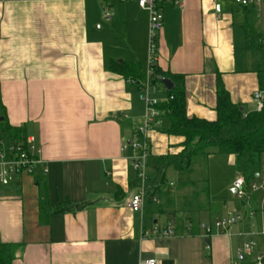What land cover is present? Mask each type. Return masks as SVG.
<instances>
[{
    "label": "crops",
    "instance_id": "obj_1",
    "mask_svg": "<svg viewBox=\"0 0 264 264\" xmlns=\"http://www.w3.org/2000/svg\"><path fill=\"white\" fill-rule=\"evenodd\" d=\"M109 5L113 16L105 21L100 0H0L1 122L34 138L47 168L45 175L37 172L41 184L20 175L0 187V243L23 245L13 264H140L152 258L157 264H256L258 257L264 263V192L252 194V201L235 197L230 209L212 203L206 173L218 157L213 153L186 173L168 170L185 175L180 190L167 184L141 214L125 208L137 178L129 144L143 126L144 105L139 87L110 72L108 64H138L145 75L146 60L140 65L134 45L136 39L148 45V16L131 2ZM255 5L264 34V0ZM240 9L233 0H184L182 8H163L156 66L162 74L182 77L188 118L216 119L218 79L244 114L256 110L253 95L259 91L243 49ZM102 21L111 27L102 29ZM117 31L128 47L120 61V45L111 43ZM165 91L162 86L156 96L160 103L167 100ZM156 123L146 134L148 153L179 152L182 139L162 132V118ZM225 158L233 169L227 185L232 193L234 160ZM262 158L256 183L264 179ZM191 180L207 185L200 190L206 194L195 195ZM177 192L183 200L194 199L195 213L184 210L176 217ZM41 198L51 208L87 206L51 214L44 224ZM230 216L241 220L227 230L213 228ZM168 229L173 234L163 236ZM250 243L247 254L243 247Z\"/></svg>",
    "mask_w": 264,
    "mask_h": 264
},
{
    "label": "trees",
    "instance_id": "obj_2",
    "mask_svg": "<svg viewBox=\"0 0 264 264\" xmlns=\"http://www.w3.org/2000/svg\"><path fill=\"white\" fill-rule=\"evenodd\" d=\"M243 35V49L250 56L251 72L256 76L258 91L263 94L262 108L244 114L239 105L230 101V97L220 80L216 86V119L212 122L188 118L185 113V98L181 76L162 74L157 66L154 67L156 82L158 77L170 79L174 85L171 91H165L167 100L156 107L161 113L166 126L162 132L168 137L182 139L178 145L180 151L165 155L146 157V169L152 176H146V192L148 196L158 197L160 190L167 185L166 172L169 169L178 174L193 170L196 163L206 159L208 155L232 156L236 178L243 179V188L251 201L250 186L256 182L261 172V158L264 155V34L257 27V9L255 4L241 7ZM110 72L121 76L124 80L140 86L144 76L138 64H118L110 61ZM1 104V101H0ZM135 141L143 144L142 137L133 133ZM23 128H11L5 122L0 123V138L11 142H22L26 138ZM214 150V152H210ZM41 184L40 177L35 175ZM136 178L134 189L139 187ZM207 192V191H206ZM151 203V202H150ZM87 204L63 203L51 208L45 198L38 202L41 223H46L51 214L75 213L81 211ZM23 248L21 244L0 243V264H13L18 252ZM262 264H264L262 262Z\"/></svg>",
    "mask_w": 264,
    "mask_h": 264
},
{
    "label": "built area",
    "instance_id": "obj_3",
    "mask_svg": "<svg viewBox=\"0 0 264 264\" xmlns=\"http://www.w3.org/2000/svg\"><path fill=\"white\" fill-rule=\"evenodd\" d=\"M104 3L102 17L105 21H109L113 16L109 2L117 3H134L141 11L148 16V45H147V60L146 72L143 81L139 86V99L144 105V120L143 126L137 129V133L142 137L143 144L140 145L137 141L129 144L134 151L132 158V168L137 173V178L141 181V185L129 197L125 203V208L133 213L141 214L145 208L146 203H157L158 199L155 196H148L146 186L144 185L146 170V157L148 154V141L146 134L148 130L157 124L161 113L157 110L160 103L156 97L161 84L156 82L154 77V67L156 66V41L157 36L163 27V8L165 6H175L182 8L184 0H100ZM257 0H233L234 5L238 7H247L255 4ZM263 94L256 92L253 95V100L256 102V110L262 108ZM126 148V145L124 146ZM40 170V171H39ZM37 172L45 175L47 168L44 166L43 160L40 158V148L36 145L35 139L27 136L22 142H11L0 138V187L9 186L17 176L38 175ZM243 179L237 178L233 184L234 195L237 199H249L243 188ZM264 192V179L254 182L250 186V194L257 192ZM264 200V193H263ZM241 220L240 216H230L225 220L216 221L213 228L218 230H227ZM201 228L210 234L211 227L201 225ZM163 236H171V230L161 232ZM264 236V231L262 232ZM253 244H245L243 250L249 254L252 251ZM140 264H157L155 258L145 260ZM256 264H262V258L256 259Z\"/></svg>",
    "mask_w": 264,
    "mask_h": 264
},
{
    "label": "rangeland",
    "instance_id": "obj_4",
    "mask_svg": "<svg viewBox=\"0 0 264 264\" xmlns=\"http://www.w3.org/2000/svg\"><path fill=\"white\" fill-rule=\"evenodd\" d=\"M112 22H110L109 24H105L103 21L100 23V25L102 26V29H106L111 27ZM117 35L114 36L111 39V43H118L119 46V51H117L120 55L121 58H119L120 61L121 59L124 60L127 57V50L128 47L126 45V38L125 35L123 34L122 31H117L116 32ZM108 39V38H107ZM110 41V39H109ZM113 44V45H114ZM134 49L136 50V54H139V59L140 61V65H144L145 60H147V44L146 42H143L142 40H137L136 39V44L134 45ZM130 50V48H129ZM144 67V66H143ZM210 152H214V150H210ZM262 160H264V157L262 158ZM213 164L214 166L210 165L209 171H207L206 176H207V180H208V186L205 185L203 182L200 181H196V180H191L194 187H193V191L194 194L197 195L196 192H199L198 195L200 194H206L205 193H201V189H206L208 188L209 191V199L212 203L214 204H218L221 208L225 207V209H230L233 204H235L237 202V199L235 198V196L231 193L230 189H228L227 185L230 183V181H232L233 179V169L231 167H229L227 165V158H225L224 156L220 157H216V159H213ZM197 170H199V173H202V170L204 169V166H198L196 167ZM145 174V180H144V185L147 186V179L146 176H152V173L149 170H145L144 171ZM199 174H196L195 176H192L191 179H196L198 178ZM184 177V179H183ZM140 181V180H139ZM166 181L167 184H171L172 185V189L176 190H180L181 185L182 184H187V181H185V175H182L181 177H178L177 175H175V173H173L172 170L168 171L166 174ZM141 185V181L139 182V186ZM5 190V189H3ZM191 191V190H190ZM186 194L189 195L188 190L185 192ZM184 194L181 192H177V198L173 197V203L176 202L177 203L174 205L175 209L174 211L176 212V217L180 216V218L182 217L181 215H183L184 210L188 211L189 209H191L192 211L190 213H195V208H194V204H192L191 197L186 196V199L183 200L182 196ZM195 199H197L196 197H194ZM198 200V199H197ZM183 201V202H182ZM149 203H146V206ZM153 208V207H152ZM227 211V210H225ZM197 212V211H196ZM204 224L207 222L206 221H202ZM213 225V224H212Z\"/></svg>",
    "mask_w": 264,
    "mask_h": 264
},
{
    "label": "water",
    "instance_id": "obj_5",
    "mask_svg": "<svg viewBox=\"0 0 264 264\" xmlns=\"http://www.w3.org/2000/svg\"><path fill=\"white\" fill-rule=\"evenodd\" d=\"M157 80L159 81V83L163 86V88L166 91H171L174 87V85L170 79H167L164 77H158ZM1 121H2V119L0 118V122ZM256 178H258V175H256ZM232 194H234V190H232Z\"/></svg>",
    "mask_w": 264,
    "mask_h": 264
}]
</instances>
